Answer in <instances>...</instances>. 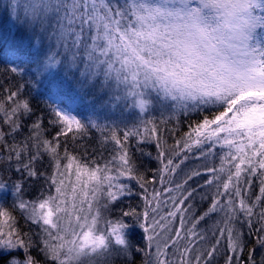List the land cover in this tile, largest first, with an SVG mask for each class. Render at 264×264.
Returning <instances> with one entry per match:
<instances>
[{"label":"snow or ice","instance_id":"6c2138e0","mask_svg":"<svg viewBox=\"0 0 264 264\" xmlns=\"http://www.w3.org/2000/svg\"><path fill=\"white\" fill-rule=\"evenodd\" d=\"M4 12L36 50L27 53L28 69L5 68L0 84V173L16 174L0 175V192L10 184L14 197L10 207L0 204V264H115L114 257L121 264H257L253 253L264 249V0H9ZM58 67L88 82L102 78L101 87L116 101L130 98L140 114L155 99L173 116L198 119L169 144L153 120L121 133L51 105L41 115L31 88ZM26 71L32 80L8 83L9 73ZM49 85V92L60 87L55 79ZM89 126L101 133L102 164L85 159L86 146L69 152L68 141L87 136ZM133 137L155 139L152 179L133 159ZM194 149L206 161L219 159L203 165V192L190 182L204 174L182 167ZM44 157L51 173L37 166ZM253 178L260 181L254 198ZM40 180L46 193L25 200L26 186ZM132 195L140 202L120 207ZM197 196L207 201L202 209ZM114 209L119 215L109 219Z\"/></svg>","mask_w":264,"mask_h":264},{"label":"trees","instance_id":"16d2710c","mask_svg":"<svg viewBox=\"0 0 264 264\" xmlns=\"http://www.w3.org/2000/svg\"><path fill=\"white\" fill-rule=\"evenodd\" d=\"M4 8L9 3L0 1ZM3 11L0 12V84H4V69L17 66L20 68L28 69L30 67L28 61L29 56L27 53L29 51H35V48H29V40L25 38L22 31L17 27L15 29L9 28L7 24V15ZM13 24H15L13 22ZM21 61H24L22 64ZM55 76H49L46 79L38 78L40 80L34 87L31 88V97L33 98V106L41 110V115H46L48 111V105L56 107L63 111L69 112L71 115H75L77 119L81 120L85 124H89V121H95L101 126L107 125L109 127H116L121 133L126 130V128H132L133 126H141L142 121L153 120L159 127L161 135L167 140L169 144L175 142V139H179L185 132L190 131L189 120L193 122L198 119L196 115L190 114L189 116H184L180 114L178 116H173L170 109L164 107L159 101L154 98L153 107L148 111L147 114H140L139 110L134 108L132 104L127 99H121L116 101L114 96L108 89L101 87L99 78L95 81L88 82L87 80H81L78 76L73 75L67 71L61 70L59 67L52 70ZM55 79L60 87L53 89L49 92L50 87L49 81ZM32 80V73L26 71L23 76H15L8 74V83H15L16 81L25 82ZM7 86V85H5ZM49 135H51V130ZM101 138V133L94 128L89 126L88 135L82 139H78L75 143L71 140L68 141L69 152L74 154H79L84 151V146L87 147L89 156L85 159L95 158L98 163L102 164L103 160L100 159V144L99 140ZM63 137L61 140L63 141ZM130 151L133 155V159L136 161L137 165L140 166L141 171L147 170V175L149 179H152V174L157 171L158 161L155 159L158 153V149L155 146V139L152 141H146L142 144L137 143V138L133 137L130 139ZM114 145L109 143L103 148V157L108 159L111 155V150ZM95 149V151H93ZM215 152H219V149H213ZM194 155H190L189 159L185 162L182 167L185 171H190L194 168H198L204 175L195 178L194 181L190 182L192 186L198 188L200 192L204 189H200L199 185L203 183L204 176L208 175L204 171L203 165L207 163L209 166L219 164L218 156L209 157L207 161L200 155L198 150H193ZM42 171L51 173L52 167L50 161L47 157L37 165ZM4 175L5 178L11 177L12 180L16 179V174L14 172L0 173ZM183 178V173L180 174L178 179ZM133 193L138 191V186L135 182H129ZM159 188L160 185L157 184ZM260 181L257 178H253V184L251 186L250 194L253 196L259 194ZM37 189L41 191H47V185L43 180L36 182L35 184H29L25 188L24 197L26 200H37L38 197L32 198L31 190ZM54 194V189L52 190ZM7 192H11V185L9 184ZM139 198L136 195L128 196L122 198V204L120 207L127 208L130 205H135L139 203ZM195 204L197 209H202L207 205V201H201L199 196L196 197ZM2 205L10 207L11 205L7 203V200L2 202ZM18 218L20 213L16 212ZM119 215V210L114 209V211L108 216L109 219H116ZM20 224L27 230L29 225H25L23 219H20ZM212 221H208L207 224H203L202 227L207 228ZM30 224V222H29ZM32 230L35 232L37 230L35 225H31ZM133 242L139 241L140 236L138 233H133L131 235ZM251 247V245H249ZM257 264H260L261 256L264 255V249H260L259 246L253 253ZM247 256V252L245 253ZM115 264H121L120 258L115 260Z\"/></svg>","mask_w":264,"mask_h":264},{"label":"rangeland","instance_id":"374dc122","mask_svg":"<svg viewBox=\"0 0 264 264\" xmlns=\"http://www.w3.org/2000/svg\"><path fill=\"white\" fill-rule=\"evenodd\" d=\"M0 1H5V2H8L9 0H0ZM3 8H4V6H3V4L0 2V12L1 11H3ZM6 22H7V24L9 25V28H11L12 30L13 29H15L17 26L15 25V24H13V21H10L9 19H8V17H7V20H6ZM131 104H132V101H131V99L129 98V99H127ZM137 109V108H136ZM31 195H32V198H34V197H38V199L40 198V191L39 190H35V189H32L31 190ZM13 199H14V197L11 195V192L10 193H8V192H0V204H2V202L4 201V200H7V203L8 204H12V201H13ZM25 199V198H24ZM37 199V200H38ZM26 200V199H25ZM34 201H36V200H30V202H34ZM17 211L20 213V210L19 209H17ZM114 260H117V259H119L118 257H114L113 258ZM97 264H104V262H103V260H99L98 262H97Z\"/></svg>","mask_w":264,"mask_h":264}]
</instances>
